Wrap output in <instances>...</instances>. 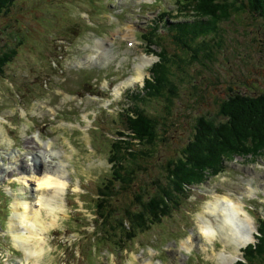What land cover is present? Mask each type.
<instances>
[{
    "label": "rangeland",
    "instance_id": "obj_1",
    "mask_svg": "<svg viewBox=\"0 0 264 264\" xmlns=\"http://www.w3.org/2000/svg\"><path fill=\"white\" fill-rule=\"evenodd\" d=\"M162 8L174 11L175 0H15L0 13V51L5 43L15 47L0 75V264H220V252L232 251L233 244L219 230L204 236L199 217L220 194L244 206L256 234L264 211V156L236 154L225 160L222 173L181 197L166 219L137 232L127 249L98 243L103 236L93 199L110 169L109 138L117 135V113L132 104L130 93L141 89L156 60L139 33L149 30ZM219 35L215 56L200 67L202 78L210 80L204 91L196 78L192 85L178 83L168 111L160 100L142 105L168 128L165 141L150 147V169L141 176L148 190L165 175L166 160L180 154L196 118L217 114L228 84L245 92L264 90V21L243 14L222 23ZM101 39L103 50L95 47ZM141 58L149 59L145 73L133 81ZM56 163L68 184L36 261L14 244L11 203L17 196L30 203V211L39 208L37 200L49 189H38L35 179ZM127 191L112 196L110 214L111 207L123 213L132 195ZM41 214L47 219L44 208Z\"/></svg>",
    "mask_w": 264,
    "mask_h": 264
},
{
    "label": "trees",
    "instance_id": "obj_2",
    "mask_svg": "<svg viewBox=\"0 0 264 264\" xmlns=\"http://www.w3.org/2000/svg\"><path fill=\"white\" fill-rule=\"evenodd\" d=\"M13 1L0 0V13ZM175 4V12L159 9L149 30L139 33L145 51L157 59L148 67L149 76L141 89L130 93L132 104L117 113V135L109 138L110 169L93 199L103 236L99 244L114 243L118 249H127L137 232L166 219L171 208L179 205L178 200L192 191L191 186L222 173L226 159L236 154H249L251 159L264 156V90L251 93L237 89L236 83L228 84L217 114L204 112L196 118L194 131L180 154L166 160L163 178L156 177L150 191L141 182V176L150 169L145 164L152 157L150 147L165 141L168 132L161 116L147 112L142 105L160 100L168 111L177 97L178 83L192 85L196 78H201L199 92L204 91L210 80L202 78L200 67L215 56L214 42L220 36L221 24L243 14L264 21V0H175ZM4 45L7 48L0 51V75L15 53L13 45ZM119 190H128L125 195L131 193L132 198L128 196L123 203V213L111 207L110 214L106 207ZM257 232V241L243 249V260L235 264H264V211Z\"/></svg>",
    "mask_w": 264,
    "mask_h": 264
},
{
    "label": "bare ground",
    "instance_id": "obj_3",
    "mask_svg": "<svg viewBox=\"0 0 264 264\" xmlns=\"http://www.w3.org/2000/svg\"><path fill=\"white\" fill-rule=\"evenodd\" d=\"M122 35L125 36L123 33ZM100 41L102 42L97 43L95 47L103 50L102 46L105 41L102 39ZM148 60L141 58L140 62L136 65L137 74L133 77V81L143 78L145 63ZM37 140L40 141L39 138ZM51 154L54 155L55 153ZM55 165V168L43 171L35 179L38 189H49V192L47 191L49 195L46 193L47 195L37 200L39 208L30 211V203L17 196L14 198L13 203H11L9 231L13 237L14 244L22 248L26 257H34L36 261L44 249L43 245L46 239L44 232L56 220L57 214H55V210L59 206L58 204H60L58 203V198L61 197V193L65 191L68 184L61 163V166L57 163ZM43 208L48 215L47 219L41 216ZM206 212L211 214L213 219L206 215ZM199 217L201 219V232L204 236L210 239L215 235L216 230H219L226 238V241L233 244L232 251H222L220 252L221 255L218 254L220 264H234L239 256L237 253L241 248L255 238L254 230L256 229V224L252 220L253 217H251L240 202L230 196L215 195L213 201L209 202L205 211Z\"/></svg>",
    "mask_w": 264,
    "mask_h": 264
},
{
    "label": "water",
    "instance_id": "obj_4",
    "mask_svg": "<svg viewBox=\"0 0 264 264\" xmlns=\"http://www.w3.org/2000/svg\"><path fill=\"white\" fill-rule=\"evenodd\" d=\"M155 59H157V57L155 56ZM256 241V238H254L253 241H250V243H254Z\"/></svg>",
    "mask_w": 264,
    "mask_h": 264
}]
</instances>
